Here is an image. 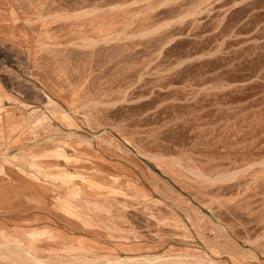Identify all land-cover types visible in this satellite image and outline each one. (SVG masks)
<instances>
[{
  "label": "rangeland",
  "instance_id": "374dc122",
  "mask_svg": "<svg viewBox=\"0 0 264 264\" xmlns=\"http://www.w3.org/2000/svg\"><path fill=\"white\" fill-rule=\"evenodd\" d=\"M11 30L0 38L11 142L119 169L111 210L87 216L143 245L41 260L264 264V0H0V32Z\"/></svg>",
  "mask_w": 264,
  "mask_h": 264
},
{
  "label": "crops",
  "instance_id": "0c3cea01",
  "mask_svg": "<svg viewBox=\"0 0 264 264\" xmlns=\"http://www.w3.org/2000/svg\"><path fill=\"white\" fill-rule=\"evenodd\" d=\"M8 33L5 37L0 32V38L9 45L13 32ZM3 86L0 79V93ZM7 111L12 112L0 115L6 116ZM11 137L8 125L0 124V247L5 250L0 264H25L26 258H18L12 250L20 245L44 258L142 252V244L112 240L100 220L87 216L88 210H111L105 204L110 201L114 179L124 177L119 169H105L103 163L76 155L72 149L53 158H36L43 149L22 148ZM32 166L45 168V176L50 178L31 173ZM7 249L14 255L7 254Z\"/></svg>",
  "mask_w": 264,
  "mask_h": 264
},
{
  "label": "bare ground",
  "instance_id": "6f19581e",
  "mask_svg": "<svg viewBox=\"0 0 264 264\" xmlns=\"http://www.w3.org/2000/svg\"><path fill=\"white\" fill-rule=\"evenodd\" d=\"M49 97V96H48ZM49 99H51V97H49ZM49 101V100H48ZM51 101L52 102H55V101H53V99H51ZM45 102V101H44ZM54 107V109L52 110L53 111V113H57V112H60V108L58 107V105H55V106H53ZM47 110V109H46ZM48 116V115H47ZM73 135H71V137H72ZM73 200H75V199H73ZM84 207V206H83ZM75 210V209H74ZM7 254H11V255H14V253L12 252V250L11 249H7ZM156 258H158V256H156ZM29 259L30 260H32L33 262H35V263H38V264H50V263H48V262H44L43 260H41L39 257H37V256H34V255H32V254H29ZM149 259H147V261H148ZM123 262V264H127L128 263V260H123L122 261Z\"/></svg>",
  "mask_w": 264,
  "mask_h": 264
}]
</instances>
